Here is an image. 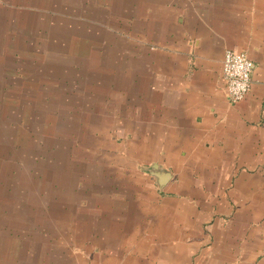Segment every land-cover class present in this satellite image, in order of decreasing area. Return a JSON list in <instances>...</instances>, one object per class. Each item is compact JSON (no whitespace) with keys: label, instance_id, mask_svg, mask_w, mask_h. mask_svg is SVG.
I'll use <instances>...</instances> for the list:
<instances>
[{"label":"crops","instance_id":"crops-1","mask_svg":"<svg viewBox=\"0 0 264 264\" xmlns=\"http://www.w3.org/2000/svg\"><path fill=\"white\" fill-rule=\"evenodd\" d=\"M100 1L121 40L93 43L92 56L107 66L116 51L115 121L137 149L133 177L152 179L140 162L159 163L174 180L151 201L106 192L33 218L51 229L0 235V264H264V0ZM71 34L53 56L71 49ZM229 50L254 63L236 104L223 79ZM24 215L13 219L26 225Z\"/></svg>","mask_w":264,"mask_h":264},{"label":"rangeland","instance_id":"rangeland-1","mask_svg":"<svg viewBox=\"0 0 264 264\" xmlns=\"http://www.w3.org/2000/svg\"><path fill=\"white\" fill-rule=\"evenodd\" d=\"M102 6L0 0V235L45 234L51 227L33 226V218L51 220L106 192L151 201L156 187L165 195L174 180L160 187L153 174L170 172L159 163L140 162L152 179L133 177L137 149L122 143L115 121L116 51L108 49L107 66L92 56L93 43L121 40L107 33L115 31V11ZM67 28L76 34L71 49L53 56L54 42H68ZM19 212L26 225L13 219Z\"/></svg>","mask_w":264,"mask_h":264},{"label":"built area","instance_id":"built-area-1","mask_svg":"<svg viewBox=\"0 0 264 264\" xmlns=\"http://www.w3.org/2000/svg\"><path fill=\"white\" fill-rule=\"evenodd\" d=\"M254 63L244 52L229 50L223 62V79L231 103L243 101L252 86Z\"/></svg>","mask_w":264,"mask_h":264},{"label":"water","instance_id":"water-1","mask_svg":"<svg viewBox=\"0 0 264 264\" xmlns=\"http://www.w3.org/2000/svg\"><path fill=\"white\" fill-rule=\"evenodd\" d=\"M156 168H158L157 165ZM153 175L158 179L160 187L165 186L172 178V175L170 173H164L159 171L155 172Z\"/></svg>","mask_w":264,"mask_h":264}]
</instances>
